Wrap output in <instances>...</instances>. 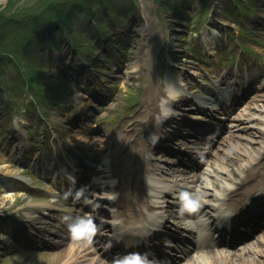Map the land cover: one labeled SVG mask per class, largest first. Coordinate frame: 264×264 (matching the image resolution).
I'll return each mask as SVG.
<instances>
[{"label": "rangeland", "instance_id": "1", "mask_svg": "<svg viewBox=\"0 0 264 264\" xmlns=\"http://www.w3.org/2000/svg\"><path fill=\"white\" fill-rule=\"evenodd\" d=\"M57 1L65 0L0 1V43L8 59L4 66L0 64V214L5 215L0 227L14 233L12 223L17 221L20 226L14 234H4L0 240V264H60L62 257H54L64 254L76 240L68 224L78 219L77 206L71 205V211L64 212L59 197L54 198L61 185L42 180L37 169L43 175L47 169L53 170L58 155L64 160L61 168L65 171L75 150L84 149L95 157L93 168L106 158L109 170L122 167L126 178V167L134 161L129 153L138 139L150 137L144 131L145 111L155 103L157 114L160 113L168 82L182 90L183 94L173 101L180 107L187 105V98L195 91L218 83L219 79L224 86L225 81L241 82L248 74L264 78V0H109L107 7L96 2L92 8L99 24L80 11L72 21L71 37L68 30L54 32L51 50L27 24H31L33 16L46 14L47 7ZM108 9L111 16L117 17L115 22ZM12 47L23 56L17 67L11 63ZM24 60L36 69L38 86L51 89L52 94L45 97L28 85L19 69L28 68ZM262 84L251 90L252 97L241 106L247 109L243 110L246 115L241 117V124L231 128L232 136L222 133L224 138L205 147L204 160H200L221 164L234 159L236 163L231 165H239V150L252 146L259 149L257 144L247 143L253 138L241 126L261 128L259 120L248 122L247 114L251 118H257L258 112L262 114ZM42 112L47 114L45 120ZM186 113L183 111L182 115ZM224 122L226 127L231 126ZM126 133L133 134L131 143L124 140ZM172 154V148L166 147L153 149L151 155L162 156L159 161L171 163ZM19 160L29 163V169L23 168ZM259 170L260 176L249 177L247 184L258 181L254 185L264 187V168ZM17 172L31 175L30 181L26 178L32 186L16 178ZM89 181L93 180L83 182L74 196L82 195L88 202ZM251 189L249 186L245 191ZM126 191H118L119 199L125 197ZM110 208L111 202L101 204L108 217L120 211L117 208L110 212ZM86 211L87 208L84 214ZM170 220V224L177 223L173 217ZM19 231H27L31 238L24 236V241H20ZM54 232L64 236L61 243L52 242L49 234ZM90 234L85 231L79 236L88 242L86 250L91 252L86 256L96 257L97 253L101 260V244L96 242L97 250L92 252ZM12 236H16V241ZM259 247L264 249V244ZM205 248L196 249L178 264L192 263L193 255L205 256ZM224 248L239 249L218 245L208 250Z\"/></svg>", "mask_w": 264, "mask_h": 264}, {"label": "bare ground", "instance_id": "2", "mask_svg": "<svg viewBox=\"0 0 264 264\" xmlns=\"http://www.w3.org/2000/svg\"><path fill=\"white\" fill-rule=\"evenodd\" d=\"M251 81L253 80L250 78L247 79L243 82V85L245 84L243 87L251 85ZM202 89L195 91L187 100L185 98L186 103L190 102V105H182L179 107V110H186L188 112L187 115H189L188 117L194 122L203 120L205 118L203 113L212 114L215 111L214 109H221L222 107L220 105L226 103L225 100L231 103L230 97L233 91L226 90L224 93L209 87ZM172 107L175 108L173 103ZM158 110V106L153 103L145 111V124H147V127L144 131L150 134L153 139L158 138L159 128L165 121L164 119L161 122L157 118H154ZM184 110H181V113ZM243 110L246 111L247 109L238 106L232 114L227 115V118L229 117V121H231V125L238 126L241 124L240 121H242V118L240 117L243 116L244 118L246 115ZM261 112L262 114L260 112L256 113L258 115L257 118H251L252 115L247 114V116H250L248 122L254 123L256 120H259L258 122H260L261 128H255L252 125L242 126V129H247L251 133L249 136L253 138L247 141V143H251V145L253 143L257 144L259 146L258 150L255 146H252V148L244 147L239 150V157L237 158L240 163L239 165H231V162L236 163L234 159H230L221 164H212L204 161L200 166L202 167L201 170L197 173H192L189 181L185 180L184 173H179V171L174 172L171 166L157 164L149 157V152L152 149L162 145L164 140H171L169 135H160L158 142L154 145H152L153 141L147 136L142 139H138L139 137H137L139 140L137 146L129 153L134 157V161L126 167V178L122 167L116 166L113 171L114 175L120 177L115 187L113 186L115 183L112 182L113 177L110 171L106 169L108 167L107 161L104 160L105 162L101 165L103 167L100 169L102 175L96 178L95 183L92 184L93 193L98 198L93 201L98 202L97 200L101 198V193L97 194V192L106 191L107 187L111 189V194H108V196L112 200L116 197L114 196L115 192L113 190L119 188L127 190L125 202L123 205L119 203L122 208V215L117 214L109 221V225L114 229H111L113 231L112 233L120 235L119 237L129 246L139 245L138 248L134 247V250L137 249L134 253L141 254L146 256L148 260H152L151 253L163 255L162 253L165 252L160 248H155L150 237L156 233L158 227L160 228V225L157 223L162 218L164 220L167 212L170 213L168 209L170 204H163V201H166L168 196L180 199L182 193L190 194L191 199L189 202L191 204L193 203L195 208L197 207L191 214H196L199 209L198 206H200V213L205 212L206 214H211L209 217L213 222L227 221L228 219H220V215L226 214V212L232 215L233 222H236L241 216H244L248 212L249 205L256 200H252L247 204L241 203V201L249 196L253 190L261 187L254 185L258 181L254 184L246 183L249 177L255 175L260 176L261 171L259 169L264 168V109ZM217 113L219 114L220 112L217 111ZM217 116L210 118L209 122H214V118L217 119ZM170 117H174V115ZM191 123L193 124V122ZM196 124L198 123L196 122ZM230 135L232 134L230 133ZM123 138L126 143H131L133 134L126 133L123 135ZM165 145L167 144L165 143ZM144 152H147L148 155H144ZM203 164L205 165L203 166ZM230 167L231 169L233 168V171ZM123 179L125 180L123 181ZM98 180L100 182H97ZM249 186H252L251 191H245ZM259 195L260 200L264 196V192ZM85 215L88 217L96 216L95 213L94 215ZM156 226L157 228L155 229ZM159 234L162 233L159 232ZM53 238H55V241L60 240V235L55 234ZM104 242L107 245L106 241ZM259 244H264V233L256 239L245 241L238 250L220 249L211 251L207 249L205 256L199 254L193 255V261L190 264H264V249L260 248ZM86 248L87 243L85 239H77L64 254L56 255L54 258L62 257L60 264H107L106 262H99L97 258L98 254H96V257H87L86 254L89 250H86ZM129 248L131 249V247ZM210 252L212 254H209ZM118 256L119 254H116L114 257ZM134 256L131 257L133 258ZM161 260H166L169 264H178L176 262H180L178 257L170 258L167 255H163ZM121 263L118 262V264Z\"/></svg>", "mask_w": 264, "mask_h": 264}, {"label": "trees", "instance_id": "3", "mask_svg": "<svg viewBox=\"0 0 264 264\" xmlns=\"http://www.w3.org/2000/svg\"><path fill=\"white\" fill-rule=\"evenodd\" d=\"M109 0H65V1H57L55 3H52L47 7V13L40 15H35L31 18V24H27L30 26L31 30H35V33L38 34L40 39L44 41L45 44H47L50 48L54 47L52 44V39L54 37V32L57 30H68V36L71 37V29H72V21L75 18V16L81 11L85 12L88 16H92L93 19H95L96 23H99V20L94 18L95 10L92 8V4H95L96 2L105 5L107 7V2ZM109 14V16L113 19L117 20L116 16H111V11L108 9L106 10ZM44 13V12H43ZM47 16V18H46ZM45 18V19H43ZM30 23V22H28ZM101 28V26H100ZM1 39V37H0ZM26 42L31 45V41L29 39L26 40ZM2 45L0 43V64L3 66L5 65L4 62H7V55L4 54L3 51H5V48H1ZM8 47H6L7 49ZM11 57L13 58L11 60V63L19 66L21 64V59L23 60V56L21 54L17 53L15 50H13L12 47V53ZM28 64V68L24 69L23 67L19 68L21 70V76L24 77L28 81V85L33 87L35 90L40 91L41 94L45 97L52 94L51 89L47 88H41L38 86V81L36 78V75L34 72L36 69L32 65L31 62L28 60H24ZM1 73V71H0ZM2 75L0 74V77ZM38 92V93H40ZM39 100V98H38Z\"/></svg>", "mask_w": 264, "mask_h": 264}, {"label": "clouds", "instance_id": "4", "mask_svg": "<svg viewBox=\"0 0 264 264\" xmlns=\"http://www.w3.org/2000/svg\"><path fill=\"white\" fill-rule=\"evenodd\" d=\"M182 94V90L178 88L175 84L171 82H168L166 84L165 96L161 100V111L160 113H158L157 116L158 120L162 122L164 119H167L175 114V110L172 107V101L178 99L179 96ZM190 199V194H181L180 205L182 211L185 210V208L191 210L195 207V205L188 203ZM68 229L73 236H79L82 235L85 231L94 232L96 230V226L91 222V220L86 219L84 217H80L74 222L68 224ZM127 264H152V262L149 261L146 256H143L141 254H135L133 258L128 260Z\"/></svg>", "mask_w": 264, "mask_h": 264}]
</instances>
